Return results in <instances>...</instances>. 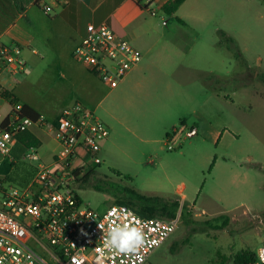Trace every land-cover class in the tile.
Returning a JSON list of instances; mask_svg holds the SVG:
<instances>
[{
    "label": "rangeland",
    "instance_id": "1",
    "mask_svg": "<svg viewBox=\"0 0 264 264\" xmlns=\"http://www.w3.org/2000/svg\"><path fill=\"white\" fill-rule=\"evenodd\" d=\"M193 7L199 13L190 17L188 11ZM37 17L42 19L39 14ZM161 17L168 23L163 26L160 22L168 39L193 47L175 56L200 62L211 83L207 93L221 96L215 97L221 107L210 118L224 131L223 137L213 144L199 130L192 138L186 137L185 131L181 148L169 152L163 143L165 150L160 151L162 144L135 138L113 115L120 114L129 126H140L135 107L150 105L153 97L171 98L175 100L172 108L191 125L193 111L201 109L207 98L204 89L191 91L171 82L174 88L169 91L168 82L157 74H147L145 81L132 87L105 88L101 98L107 97L102 105L97 110L87 108L106 123L109 136L121 149L110 157L103 154L104 163L95 169L103 189L80 188L78 195L85 205L104 212L122 199L125 190L149 194L169 176L170 193L185 185L186 205H196L187 209L189 218L207 221L229 216L231 223L224 231L192 233L181 220L178 230L150 256L148 264H235L237 253L255 252L264 242V85L258 80V74L264 73V0H196L176 17L165 13ZM217 29L235 39L238 51ZM169 52L173 50L143 53L141 60L148 63L150 57L158 59ZM16 78L24 84L23 74ZM41 93L38 89V99ZM34 148L40 160L22 162L19 156L17 169L28 163H49L54 143ZM170 153L173 164L158 167V158ZM152 156L154 163H150ZM11 171L8 163L0 169L4 176Z\"/></svg>",
    "mask_w": 264,
    "mask_h": 264
},
{
    "label": "built area",
    "instance_id": "2",
    "mask_svg": "<svg viewBox=\"0 0 264 264\" xmlns=\"http://www.w3.org/2000/svg\"><path fill=\"white\" fill-rule=\"evenodd\" d=\"M40 6L46 15L53 13L51 6ZM20 52L18 45H0L4 64L17 73L24 71ZM142 56L129 39L104 22L88 24L73 52V58L110 89L119 87ZM3 91L0 85V100L8 104L5 112L0 107V169L8 163L12 171L5 176L0 173V264H148L150 256L178 230L180 211L172 219L145 218L127 205L113 204L104 212L85 205L76 177L104 163L106 123L80 102L55 122L32 119L24 114L22 103H10ZM35 126L49 128L59 149L48 164H26L34 173L23 183L15 176L18 161L12 152L18 137ZM185 131L188 138L198 135L194 126L174 129L165 138L169 152L181 148ZM19 160L39 161L40 156L31 148ZM101 224L103 230L98 227ZM117 225L142 229L145 242L136 253L118 254L106 246V233ZM256 254L255 264H264V242Z\"/></svg>",
    "mask_w": 264,
    "mask_h": 264
},
{
    "label": "crops",
    "instance_id": "3",
    "mask_svg": "<svg viewBox=\"0 0 264 264\" xmlns=\"http://www.w3.org/2000/svg\"><path fill=\"white\" fill-rule=\"evenodd\" d=\"M169 1L0 0V45L20 46L19 58L24 64V71L20 72L24 76V84L21 85L16 78L19 73L13 72L0 57V85L48 122H55L76 102L97 110L107 97L105 95L101 98V91L109 87L77 62L73 58V52L85 35L88 24L98 25L104 22L129 39L145 55H152L157 50H173L158 59L150 57L148 63L141 60L119 87H132L145 81L147 74H157L168 82L169 91L173 90L171 82H174L178 88L185 87L191 91L195 90L194 88L204 89L207 96L202 108L193 111L194 122L191 125L183 115L177 114L172 108L174 99L159 97H153L150 105L134 108L140 119V126L127 125V121L123 117L121 119L118 113L113 115V119L122 123L135 138L154 145L162 144L160 151L165 150V138L179 125L196 127L204 139L214 144L220 141L224 134L221 127L210 118L211 114L219 111L218 107L221 106L215 97L220 99L221 96L207 93L211 87L206 84L208 75L200 62L175 56L193 47L168 39L167 34L162 31L160 22L162 21L163 26L168 25L161 17V13H164L162 8ZM195 1L186 0L172 16L176 17L186 5L194 6ZM41 4L51 6L53 13L46 15ZM198 13L194 7L188 11L190 17L198 16ZM37 14L42 19H39ZM178 21L184 23L181 18H178ZM38 89L42 91V97L39 99ZM0 107L4 112L8 110V104L4 100H0ZM114 128L115 124L112 125L113 130ZM52 142L54 148L50 150L49 163L59 146L49 128L35 126L18 137L12 156L22 157L31 148L39 145L48 147ZM120 149L113 137L109 136L103 144L102 156L105 154L110 157ZM169 155L171 153L158 158V167L165 168L166 165L173 164ZM151 158L150 163H154L153 156ZM171 180V177L167 176L165 182L160 183V187L149 194L172 197L179 200L181 206L194 209L195 204L190 207L186 205L185 185H180L175 194L170 193ZM227 182L228 180L226 184ZM215 200L220 202L222 198L215 197Z\"/></svg>",
    "mask_w": 264,
    "mask_h": 264
},
{
    "label": "trees",
    "instance_id": "4",
    "mask_svg": "<svg viewBox=\"0 0 264 264\" xmlns=\"http://www.w3.org/2000/svg\"><path fill=\"white\" fill-rule=\"evenodd\" d=\"M186 0H170L163 6V12L167 15H174L180 7L185 3ZM222 38L236 46L234 38L227 36L226 33H221ZM239 53V52H238ZM258 80L264 85V73L258 74ZM208 86L211 85L209 80H205ZM3 97L9 100L10 103L18 102V99L9 91L5 90L2 93ZM24 114L37 119L39 115L29 106L24 105ZM183 123V121H182ZM264 171V170H263ZM34 173V170L24 167V169H18L15 172V176L19 177L21 181L26 182ZM97 172L89 171L87 174L81 177H76L78 188H92L97 191L103 189L102 182L96 178ZM116 204L127 205L134 209L140 216L145 218L150 217H162L167 219L175 218L179 211L181 214V220L191 230L192 233L206 232L208 230L224 231L228 229L231 223L229 216H222L207 221H197L189 218V211L184 206H181L179 200L172 197L160 196L155 194H142L134 189H127L124 191L122 199H117ZM264 219V214H263ZM175 245V244H174ZM172 245V247H174ZM257 260L256 251L242 250L234 258L235 264H255Z\"/></svg>",
    "mask_w": 264,
    "mask_h": 264
},
{
    "label": "clouds",
    "instance_id": "5",
    "mask_svg": "<svg viewBox=\"0 0 264 264\" xmlns=\"http://www.w3.org/2000/svg\"><path fill=\"white\" fill-rule=\"evenodd\" d=\"M27 122V121H26ZM8 134L5 133V139ZM103 230V225H98ZM83 233V229H81ZM86 234V233H85ZM145 235L141 228L129 225L111 227L106 233V246L118 254L129 255L136 253L144 244Z\"/></svg>",
    "mask_w": 264,
    "mask_h": 264
}]
</instances>
